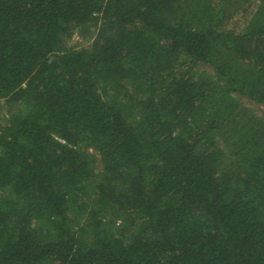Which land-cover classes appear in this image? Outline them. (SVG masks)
<instances>
[{
  "label": "trees",
  "instance_id": "1",
  "mask_svg": "<svg viewBox=\"0 0 264 264\" xmlns=\"http://www.w3.org/2000/svg\"><path fill=\"white\" fill-rule=\"evenodd\" d=\"M232 1L0 0V264H264V0Z\"/></svg>",
  "mask_w": 264,
  "mask_h": 264
},
{
  "label": "rangeland",
  "instance_id": "2",
  "mask_svg": "<svg viewBox=\"0 0 264 264\" xmlns=\"http://www.w3.org/2000/svg\"><path fill=\"white\" fill-rule=\"evenodd\" d=\"M243 1L244 0H234V1H232L229 4V6L227 7V9H226L227 13H230L232 11V9L241 6ZM242 5H244V4H242ZM87 37L88 36H81L77 32H75L72 35V37L68 40L67 45L70 46V47H73L75 49L86 47L89 44V40H88ZM243 103L250 110L251 114H253L256 117H258L259 119H261L262 120L261 122H264V105H260L258 103H254V102H250V101H246V100H244ZM8 111H9V107L4 104L3 100H0V126H3L6 123V121L8 119ZM223 154H224V160L222 162V166L225 169H229L230 168V164L232 162L229 159V150H228V148L225 147V149L223 150ZM98 166L99 165L97 163V167Z\"/></svg>",
  "mask_w": 264,
  "mask_h": 264
}]
</instances>
